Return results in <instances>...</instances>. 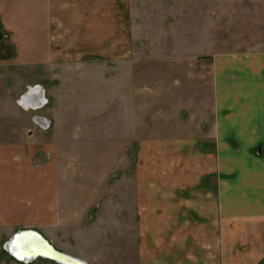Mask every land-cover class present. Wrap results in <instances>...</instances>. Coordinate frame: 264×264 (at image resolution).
Returning <instances> with one entry per match:
<instances>
[{"label":"crops","instance_id":"crops-1","mask_svg":"<svg viewBox=\"0 0 264 264\" xmlns=\"http://www.w3.org/2000/svg\"><path fill=\"white\" fill-rule=\"evenodd\" d=\"M166 1L190 34L196 0ZM197 1L192 76L188 54L127 57L147 24L128 0H39L38 62L58 73L0 75L3 245L35 231L86 264L264 262V0Z\"/></svg>","mask_w":264,"mask_h":264},{"label":"rangeland","instance_id":"rangeland-1","mask_svg":"<svg viewBox=\"0 0 264 264\" xmlns=\"http://www.w3.org/2000/svg\"><path fill=\"white\" fill-rule=\"evenodd\" d=\"M175 4L176 6L173 7V2L166 0H128L127 11L129 13V19L131 15L133 20V14L135 12V14L142 15L143 22L147 21V24H145V28H142L141 49L134 50L131 48L127 53V57H132V59L136 57L150 58L156 56L159 58L166 56L178 58L183 56L186 57L188 54L192 61L190 65L191 74L192 76H197L201 74L203 68L198 64L195 65L196 62L194 61L208 53V51L200 50V46L205 45V42L200 38L201 34L198 32V1H194V9H192L191 12L192 17L190 21L192 26L190 34H184L182 32L183 27L181 24L179 28H172L164 25V22L167 20L168 12L170 13L172 8H174L177 13V20H182L183 8L181 7V2L176 1ZM43 9L44 3L41 2L39 6V0H0V30H4L3 35L5 36L2 42H0V75L3 77L6 85L13 86L12 82L6 81L11 79L10 75H17L22 81L31 83L46 78V81H48L50 85L52 83V75L56 72L58 73V71H56L58 69L51 70V67H45L38 62L40 52L42 51L40 47L43 45L41 38L45 36L44 33L40 32L41 29L43 30L44 28L42 27L43 25L39 27L40 20L44 19ZM94 10L98 13V10H101V8H96ZM155 21H157V24L160 22L161 24H156L155 26L151 24ZM181 22L182 21H180V23ZM130 37L128 42H140L139 39H137V41L134 40L133 34ZM162 42H166L169 49H165V46L161 45ZM184 42L185 45H188L189 42V50L183 49ZM156 44L160 48H152L156 47ZM149 45H151V47L147 49L146 46ZM98 56L100 55H96V57ZM23 62L26 64H22ZM154 66L153 64H144L142 67H144L143 70L146 72L145 75L149 73L156 74L153 72ZM161 66L162 74L156 75L167 76L168 78L166 80L168 81V86L172 88L173 81L175 80L174 78L178 77V71L172 73L167 70V66ZM169 67L171 68V66ZM79 69L81 68L79 67ZM156 75H154V77ZM1 95L3 96V93H1ZM2 100L6 103L5 98ZM7 132L8 131L5 129L0 130V136L5 138ZM2 248L3 243L0 242V264H18L17 262L11 261L9 258L10 256L5 254ZM29 264L56 263L49 260L37 259L31 261Z\"/></svg>","mask_w":264,"mask_h":264},{"label":"water","instance_id":"water-1","mask_svg":"<svg viewBox=\"0 0 264 264\" xmlns=\"http://www.w3.org/2000/svg\"><path fill=\"white\" fill-rule=\"evenodd\" d=\"M4 39V35H3V31L0 30V42H2V40ZM40 120V119H39ZM38 121V119H37ZM46 123V122H45ZM24 235H33L34 237H36L39 241H38V245H42V248L45 249V250H48L49 252L52 251L53 253H56V255H60V256H65V257H68L70 258L72 261H74L75 257H71L67 254H64L60 251H58L57 249H55L43 236H41L38 232H35V231H19L17 233H15L4 245H3V248H4V251L11 257L13 258L14 260L18 261V262H21V263H30L31 261L33 260H36V259H47V260H50V261H54L56 264H63L61 263L60 261H57L56 259L54 258H50V257H47V256H44L42 253L36 251L35 249H29L28 251H26L30 256V258H28V256H25L24 258H19L18 256V244L16 241H18V239H21ZM12 249H15V253L12 252ZM22 250V249H21ZM16 252H17V255H16ZM80 262H83L82 260L78 259Z\"/></svg>","mask_w":264,"mask_h":264},{"label":"bare ground","instance_id":"bare-ground-1","mask_svg":"<svg viewBox=\"0 0 264 264\" xmlns=\"http://www.w3.org/2000/svg\"><path fill=\"white\" fill-rule=\"evenodd\" d=\"M25 101L27 104L32 105V106H35L38 103L37 101L35 102L34 100H32V98H30L29 95L26 96ZM38 241L39 240L33 235H24L21 239H18V241H16L19 246L17 250L18 255H19L18 257L24 258L25 256H28L29 254L26 251H28L29 249H35V250L38 249L39 251L38 250L36 251L42 253L44 256L54 258L63 264H86V263L80 262L78 259H75L74 261H72L68 257L56 255V253H53L52 251L49 252L48 250L43 249L42 245H38ZM14 250L15 249H12V252L15 253ZM16 255H17V252H16ZM28 258H30V256H28ZM44 260H47V259H44ZM51 262H54V261H51Z\"/></svg>","mask_w":264,"mask_h":264},{"label":"trees","instance_id":"trees-1","mask_svg":"<svg viewBox=\"0 0 264 264\" xmlns=\"http://www.w3.org/2000/svg\"><path fill=\"white\" fill-rule=\"evenodd\" d=\"M20 264H21V263H20ZM262 264H264V262H263Z\"/></svg>","mask_w":264,"mask_h":264}]
</instances>
